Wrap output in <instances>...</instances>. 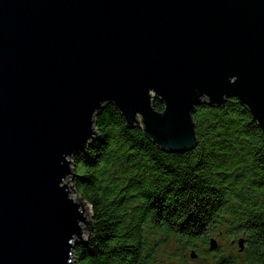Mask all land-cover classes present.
<instances>
[{"label": "water", "instance_id": "1", "mask_svg": "<svg viewBox=\"0 0 264 264\" xmlns=\"http://www.w3.org/2000/svg\"><path fill=\"white\" fill-rule=\"evenodd\" d=\"M231 97L264 135V0H0V264H74L92 219L67 178L107 103L180 152Z\"/></svg>", "mask_w": 264, "mask_h": 264}, {"label": "trees", "instance_id": "2", "mask_svg": "<svg viewBox=\"0 0 264 264\" xmlns=\"http://www.w3.org/2000/svg\"><path fill=\"white\" fill-rule=\"evenodd\" d=\"M154 107L164 104L155 98ZM193 116L197 146L170 152L129 127L114 103L96 115L97 138L72 157L75 189L92 206L91 232L74 248L78 264H158L160 249L185 264L166 249L170 237L208 258L221 230L239 254L216 264H264L263 132L237 97L203 103Z\"/></svg>", "mask_w": 264, "mask_h": 264}, {"label": "rangeland", "instance_id": "3", "mask_svg": "<svg viewBox=\"0 0 264 264\" xmlns=\"http://www.w3.org/2000/svg\"><path fill=\"white\" fill-rule=\"evenodd\" d=\"M72 168H73V173H71L67 181L74 187L73 188V195L75 197L80 196L78 192L75 189L74 183H73V174H74V164L72 163ZM86 201V200H85ZM89 205V213L92 215V206L90 203H86ZM91 232V231H90ZM230 233L226 232L224 230H221L219 233H216V239L219 243L218 248L220 249V252L217 253V249L211 250L210 249V255L208 258L207 256H202V257H192V248L188 246V248L185 250L183 247H180L179 244L177 243V240L175 237H170L169 242L166 244V249H169V251H177L179 253L181 258H184L185 264H216V261L220 258V255L223 256H230L232 255L233 257L239 254V249L238 246H235L234 244L231 243V237ZM88 237V233H87ZM197 245L199 247H203L202 242H198ZM205 248V247H204ZM203 249V248H202ZM160 261L158 264H180L178 260L171 261L168 256L163 254L162 249H160L159 253ZM74 264H78L76 262L75 256H74ZM184 264V263H181Z\"/></svg>", "mask_w": 264, "mask_h": 264}, {"label": "flooded vegetation", "instance_id": "4", "mask_svg": "<svg viewBox=\"0 0 264 264\" xmlns=\"http://www.w3.org/2000/svg\"><path fill=\"white\" fill-rule=\"evenodd\" d=\"M232 244H234L235 246H238L235 240H232Z\"/></svg>", "mask_w": 264, "mask_h": 264}]
</instances>
